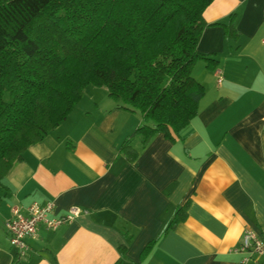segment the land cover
I'll list each match as a JSON object with an SVG mask.
<instances>
[{"label": "crops", "instance_id": "crops-1", "mask_svg": "<svg viewBox=\"0 0 264 264\" xmlns=\"http://www.w3.org/2000/svg\"><path fill=\"white\" fill-rule=\"evenodd\" d=\"M232 17L236 39L225 36ZM204 19L198 53L217 66L194 68L205 96L181 140L157 135L142 148L136 136L139 157L129 163L120 146L141 114L117 108L106 87L87 86L0 186V264H241L232 250L244 232L264 233V0H214ZM188 200V219L142 259ZM49 202L53 217L73 207L83 214L57 231L42 227L18 260L6 221L14 207Z\"/></svg>", "mask_w": 264, "mask_h": 264}, {"label": "trees", "instance_id": "trees-1", "mask_svg": "<svg viewBox=\"0 0 264 264\" xmlns=\"http://www.w3.org/2000/svg\"><path fill=\"white\" fill-rule=\"evenodd\" d=\"M214 0H0V186L30 146L68 116L87 86L106 87L117 108L142 125L120 146L129 163L157 135L172 142L198 115L205 88L193 76ZM235 18L225 26L236 39ZM191 200L142 252V259L189 216ZM124 247H122L123 251ZM141 264V263H135Z\"/></svg>", "mask_w": 264, "mask_h": 264}, {"label": "built area", "instance_id": "built-area-1", "mask_svg": "<svg viewBox=\"0 0 264 264\" xmlns=\"http://www.w3.org/2000/svg\"><path fill=\"white\" fill-rule=\"evenodd\" d=\"M218 78V83L222 82ZM55 203L45 205L33 203L25 209L14 207L11 217L5 223V229L9 235L10 244L16 250V258L23 260L31 251L29 241L38 236L43 227L48 231H57L61 226L75 221L83 214V209L73 207L66 214L53 217ZM235 255H242L241 264L249 262L264 263V233H258L252 229L244 232L242 243L232 250Z\"/></svg>", "mask_w": 264, "mask_h": 264}]
</instances>
